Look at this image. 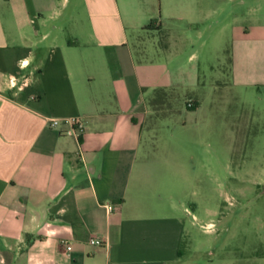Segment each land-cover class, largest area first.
Segmentation results:
<instances>
[{"label":"crops","instance_id":"1","mask_svg":"<svg viewBox=\"0 0 264 264\" xmlns=\"http://www.w3.org/2000/svg\"><path fill=\"white\" fill-rule=\"evenodd\" d=\"M227 4L158 0L154 19L155 0H0V264H183L180 200L158 199L150 185L170 159L154 144L145 96L197 84L194 68L175 65L177 40L189 43L196 24H218ZM128 27L164 33L158 51L168 62L154 63L147 48L136 57ZM236 34L234 84L264 86V20ZM157 107L174 111L166 100ZM76 118L84 133L69 136Z\"/></svg>","mask_w":264,"mask_h":264},{"label":"rangeland","instance_id":"2","mask_svg":"<svg viewBox=\"0 0 264 264\" xmlns=\"http://www.w3.org/2000/svg\"><path fill=\"white\" fill-rule=\"evenodd\" d=\"M223 8L227 12L216 18L218 24H196L189 43L177 40L175 65L186 74L194 68L197 84L145 96L154 144L170 159L153 172L156 180L150 185L158 199L180 200L188 233L183 264H264V86H236L231 65L242 40L237 31L264 20V0H228ZM134 14V23H142L143 10L138 7ZM154 14L158 19V0ZM225 23L227 31L219 35ZM184 25L181 31L188 30ZM138 30L127 28L136 57L147 48L148 59L167 63V52L158 51L165 45L164 33ZM157 99L170 102L174 111L159 115ZM193 100L199 102L194 110L188 107Z\"/></svg>","mask_w":264,"mask_h":264},{"label":"built area","instance_id":"3","mask_svg":"<svg viewBox=\"0 0 264 264\" xmlns=\"http://www.w3.org/2000/svg\"><path fill=\"white\" fill-rule=\"evenodd\" d=\"M49 123H50L51 127L58 128L62 122L60 119H51ZM71 124H72L73 128L66 132L67 135L79 137L84 133L85 125L81 119H79V118L73 119V120H71ZM107 208L110 212H112L115 209L114 206L111 204H108ZM90 244L93 246H103L104 241L101 238H92L90 240ZM72 250H73L72 244L65 242L63 254L66 258H71Z\"/></svg>","mask_w":264,"mask_h":264},{"label":"trees","instance_id":"4","mask_svg":"<svg viewBox=\"0 0 264 264\" xmlns=\"http://www.w3.org/2000/svg\"><path fill=\"white\" fill-rule=\"evenodd\" d=\"M195 108H193L192 110H194ZM182 248H183V245H182ZM182 253H183V250H182Z\"/></svg>","mask_w":264,"mask_h":264}]
</instances>
